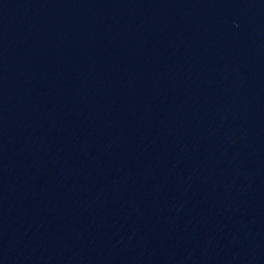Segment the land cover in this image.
Wrapping results in <instances>:
<instances>
[{"label": "water", "instance_id": "water-1", "mask_svg": "<svg viewBox=\"0 0 264 264\" xmlns=\"http://www.w3.org/2000/svg\"><path fill=\"white\" fill-rule=\"evenodd\" d=\"M0 264H264V0H0Z\"/></svg>", "mask_w": 264, "mask_h": 264}]
</instances>
